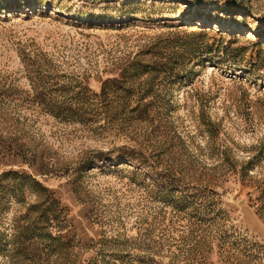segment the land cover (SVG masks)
I'll return each mask as SVG.
<instances>
[{
	"label": "rangeland",
	"instance_id": "1",
	"mask_svg": "<svg viewBox=\"0 0 264 264\" xmlns=\"http://www.w3.org/2000/svg\"><path fill=\"white\" fill-rule=\"evenodd\" d=\"M263 35L264 0H0V264H264Z\"/></svg>",
	"mask_w": 264,
	"mask_h": 264
},
{
	"label": "trees",
	"instance_id": "2",
	"mask_svg": "<svg viewBox=\"0 0 264 264\" xmlns=\"http://www.w3.org/2000/svg\"><path fill=\"white\" fill-rule=\"evenodd\" d=\"M205 32H207L206 28H197L195 31V34L202 36L203 34H205ZM133 63H131L129 65V69L132 68ZM126 70V68L124 69ZM114 81H116V78H114ZM123 89V91L128 92L127 88L128 87H122V84H120L117 89ZM117 92V91H116ZM105 93V88L103 87L102 90V94ZM120 95V94H119ZM123 95H120L119 97H122ZM117 97V98H119ZM141 104V100H137V106ZM38 183V182H37ZM39 184V183H38ZM44 202L42 203L43 208L41 209L42 206H31L28 210L29 211H35L36 213V217L32 218L31 221V226L36 227L39 229V222L44 223V227H48L50 225H53L54 227H61V212L59 210H54L53 208V203H48V200H43ZM47 204H46V203ZM27 210V211H28ZM29 213H25L24 216H22L23 218L28 217ZM29 222V219L26 221ZM25 222V223H26ZM30 227L29 225L17 222V224L15 223L14 225V230H16V233H14L15 235L13 236V247H12V254L15 255H19L22 254L24 252H28V254H32L34 249H30L31 244L33 245L34 243H27L26 241V234L27 231H29ZM18 230V231H17ZM31 251V252H29Z\"/></svg>",
	"mask_w": 264,
	"mask_h": 264
},
{
	"label": "bare ground",
	"instance_id": "3",
	"mask_svg": "<svg viewBox=\"0 0 264 264\" xmlns=\"http://www.w3.org/2000/svg\"><path fill=\"white\" fill-rule=\"evenodd\" d=\"M176 17L177 18H182V19L185 18L184 19L185 20L184 22L192 23V24H195V25H201V22H202L201 19H199L198 17L190 18V17H186V16L185 17H182L181 15H176ZM215 22H217V21H211V22L209 21L207 23V25L213 26V24H215ZM229 27H230L229 29L235 28L234 26L231 27V25ZM262 39L264 40V35H263Z\"/></svg>",
	"mask_w": 264,
	"mask_h": 264
}]
</instances>
